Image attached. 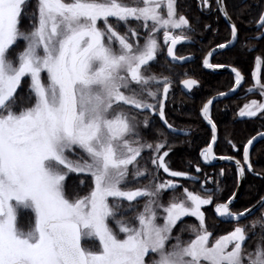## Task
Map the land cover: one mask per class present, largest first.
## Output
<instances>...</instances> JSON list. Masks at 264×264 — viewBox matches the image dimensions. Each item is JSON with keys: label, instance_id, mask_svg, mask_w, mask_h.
<instances>
[{"label": "snow or ice", "instance_id": "snow-or-ice-1", "mask_svg": "<svg viewBox=\"0 0 264 264\" xmlns=\"http://www.w3.org/2000/svg\"><path fill=\"white\" fill-rule=\"evenodd\" d=\"M199 7L222 14L231 39L216 48L231 47L239 28L226 0H199ZM178 9V0H0V264H264V195L231 211L236 191L215 202L213 193L223 192L219 181L206 187L212 178L205 174L200 191L189 190L176 178L199 177L173 170L166 159L172 145L156 120L169 133L183 130L166 113L171 79L151 67L161 33L167 55L186 59L174 49L190 40L184 32L192 23ZM236 11L237 19L249 15L253 38L264 40V0H241ZM24 19L28 25L21 27ZM261 63L256 56L255 86L247 92L258 90L262 99L244 104L240 117H264ZM203 64L225 66L207 57ZM231 71L240 86L244 76ZM181 83L191 89L198 81ZM212 105L208 99L201 109L211 129V142L200 151L205 162L216 158ZM257 137L264 132L239 148L229 141L242 160L219 157L234 162L237 181L246 173L264 178L250 161ZM70 174L82 177L83 195L69 193ZM210 204L233 223L230 231L210 230L202 210ZM253 209L259 219L242 222ZM186 216L198 224L185 225Z\"/></svg>", "mask_w": 264, "mask_h": 264}, {"label": "trees", "instance_id": "trees-1", "mask_svg": "<svg viewBox=\"0 0 264 264\" xmlns=\"http://www.w3.org/2000/svg\"><path fill=\"white\" fill-rule=\"evenodd\" d=\"M34 2V0H33ZM229 5V13L233 16V20L238 24V42L230 50L217 54L212 63H219L226 66L236 67L245 77V88L252 86L255 82L253 73L256 71L255 57L261 56L262 63L259 69L261 82L264 83V40L254 39L257 36V30L254 25L248 23L250 17L248 14L240 16L237 19V9L241 5V0H226ZM179 11L185 14L192 23V30L185 31L184 34L190 37V40L181 41L177 48V55L191 56L193 61L185 65H173L168 62L166 52L163 51L158 55L155 62L152 63L151 72L164 75L162 70L171 69L172 109H167L166 113L169 122L174 128L182 129V135H175L167 132L156 120V127L164 130L166 138L172 145V151L169 153L170 166L173 170L189 171L191 174L197 175L200 179L199 183L182 182L183 185L189 186L194 191H200V183L204 180L205 174L212 179L205 184L206 187L215 189L216 182L219 181L223 189L222 194L217 196L213 193L215 202H225L226 198L236 189L237 176L234 167L229 165L207 166L200 158V151L207 146L211 140L210 130L205 126L200 118L199 112L202 105L212 96L226 92L234 85V79L229 74H212L203 71L202 60L206 53L217 44L225 43L230 40V29L222 20L220 14L213 12L206 13L199 7V0H178ZM258 9L253 4L252 14L255 15ZM219 16V18H217ZM210 25L205 28V25ZM28 20L22 21L21 27H26ZM135 26V23L132 24ZM213 29L215 31H213ZM123 31V29H121ZM193 78L198 81L197 87L190 93L184 94L180 89V83L184 79ZM24 88V87H23ZM18 90L21 96L26 95L27 87L23 91ZM241 92L226 101L218 102L214 105L211 115L217 125L219 131V141L216 146L215 153L218 156H235L241 158L242 154L233 149L229 144H236L237 148L242 143H246L249 138L255 136L258 132H264V117L259 114L256 117L239 118L238 112L242 108L245 100L259 98V94H246ZM149 138H151L149 134ZM250 161L256 172H261L264 176V141L259 142L251 152ZM199 166L201 172H196V166ZM223 169V175L220 170ZM79 178L70 175L67 177V187L70 194L83 195L87 188L79 186ZM146 183V181L142 182ZM204 194V193H201ZM264 195V178L254 176L248 173L243 194L240 200L233 207V211H243L245 207H250L258 198ZM206 216V223L215 235L225 234L230 231L233 224H225L220 222L214 212V204H210L203 208ZM131 214V213H130ZM129 214V215H130ZM261 212L255 216L243 221L248 224L253 220H258ZM185 225L197 224L193 218L184 219ZM259 228V223L256 225ZM189 233H183V238L187 239Z\"/></svg>", "mask_w": 264, "mask_h": 264}, {"label": "water", "instance_id": "water-1", "mask_svg": "<svg viewBox=\"0 0 264 264\" xmlns=\"http://www.w3.org/2000/svg\"><path fill=\"white\" fill-rule=\"evenodd\" d=\"M220 16H221L222 20L225 22V24L228 26V24H227L225 18L222 16V14H220ZM228 28H229V26H228ZM237 42H238V40L232 42V46H231V47H226L225 49H218V48L214 47V48H212L211 50H209V51L206 53V55L204 56L203 60H202V64H201V66H202L203 71L208 72V73H212V74H229V75H232V76L234 77V74H233L232 71H231L232 66H224V67H222V68H217V69H208L206 66H204L203 61H204V59L207 57V58L210 60V62H212L213 58H214L217 54H220V53H223V52H225V51H227V50L232 49V48L237 44ZM178 45H179V43L176 45V47H175V49H174L175 54H176V49H177ZM209 52H212V56H210V57L208 56V53H209ZM176 56H177V55H176ZM177 57H178V56H177ZM184 57L186 58L184 61H173L172 58L169 57V56L167 55L168 61H169L171 64H173V65H185V64L190 63L191 61H193V58H192L191 56H184ZM245 81H246V80H245V77H244V80L241 82V85H240V86H234V85H233V87H231V88H230L229 90H227L226 92H222V93H224L223 96H221L220 93H219V94H216V95L212 96L211 98H209V99H212V100H213V105L211 106V110H212V108L214 107V105H215L216 103H218V102H223V101H226V100H229V99L235 97V96L240 92L241 88L245 85ZM197 85H198V83H197L195 86H193V88H191V89H187V88H185L184 85L181 83V84H180V88H181V90L183 91V93H185V94H189V93H191V92L197 87ZM206 102H207V101H206ZM206 102H205V103H206ZM203 105H204V104H203ZM202 107H203V106H202ZM201 109H202V108H201ZM201 109H200V112H199L200 118H201V120L203 121V123L205 124V126L210 130V133H211L210 126L207 124V121L203 120V118H202ZM167 131H168V130H167ZM168 132H169V131H168ZM182 134H183V132L175 133V135H182ZM216 134H217V141L213 144V151H214V153H215V149H216V146H217V143H218V140H219V131H218V129H217V133H216ZM256 135H257V134H256ZM256 135H255V136H256ZM262 141H264V139H261V138L257 137V140H255V141L253 142V145L250 146V154H251L253 148H254L259 142H262ZM210 142H211V141H210ZM215 156H216L215 159H212V160L207 161V162L203 161V158H202V157H201V159H202V161H203L206 165H210V166L230 165V166H233V167L235 168V166H234V162H231V161H228V160L220 159V158H219L220 156H217L216 154H215ZM236 159H238V158H236ZM242 163H243V161H242ZM246 174H247V173H246ZM192 175H193V174H192ZM165 177H167V174H165ZM167 178H168V177H167ZM176 179H177L178 181H186V182H193V183H198V182H199V180H197V181H191V180H187L186 178H176ZM237 183H238V187L236 186V189H235V191H236V193H237V197H236L234 203H232V204L230 205V210H231V211H232V208L235 206V204L240 200V198H241V196H242V194H243V191H244V188H245V183H246V176H245L244 178H241L239 181H237ZM254 204H255V203H254ZM254 204H253V205H254ZM250 207H251V206H250ZM258 211H259V210H257V209H253V215H249V214L245 213V216L247 217V219H249V218L253 217ZM215 215H216L217 219H218L220 222L225 223V224H233V223H230V222H229V219H228L227 217H224V218L219 217V215L216 214V213H215Z\"/></svg>", "mask_w": 264, "mask_h": 264}, {"label": "rangeland", "instance_id": "rangeland-1", "mask_svg": "<svg viewBox=\"0 0 264 264\" xmlns=\"http://www.w3.org/2000/svg\"><path fill=\"white\" fill-rule=\"evenodd\" d=\"M133 27H135V28H137V30H141L140 29V26L138 25V24H135V26H133ZM176 34H180V31L179 30H177V32H176ZM159 40H160V45H161V50L159 51V53H158V55H160L163 51H166V46L164 45V43H163V38H162V33L160 34V36H159ZM22 46V45H21ZM158 57V56H157ZM26 84H27V78H25V82H24V85L25 86H23L24 88H26ZM254 86H255V82H254V84L252 85V86H249V87H247V88H245V89H243V92H245L247 95L248 94H252V93H254V94H259V92H258V90H255L254 92H251V93H249V92H247V89L248 88H254ZM22 87V88H23ZM22 88H18V90L19 89H22ZM23 88V91H25L26 89H24ZM241 92V91H240ZM260 96V95H259ZM261 97V96H260ZM253 99H257V100H260L259 98H253ZM253 99H248V100H245V103L244 104H246V103H248V102H250L251 100H253ZM261 99H262V97H261ZM240 117V116H239ZM81 155H83V153H81ZM70 175H72L73 177H77L78 176V174H70ZM69 175V176H70ZM68 176V177H69ZM164 178H166V177H164ZM178 181V180H177ZM179 182V185H182L183 187H188L189 188V190H192L189 186H187L186 184L185 185H183V183L181 182V181H178ZM66 183H67V179H66ZM147 183V182H146ZM177 192H182V187H178V189H177ZM206 206H208V205H206ZM205 207V206H204ZM203 207V208H204ZM203 210V209H202ZM129 216H131V214L129 215ZM187 218H193L194 220H195V222H197V224H198V221H197V219L195 218V217H191V216H186V217H183L182 218V220H184V219H187ZM27 219H28V214H24V217H23V220L26 222L27 221ZM259 219V218H258ZM249 225H251V223H249ZM257 228V227H256ZM257 230H259V228L257 229ZM86 245H88L89 243H91V242H89V241H85L84 242Z\"/></svg>", "mask_w": 264, "mask_h": 264}, {"label": "flooded vegetation", "instance_id": "flooded-vegetation-1", "mask_svg": "<svg viewBox=\"0 0 264 264\" xmlns=\"http://www.w3.org/2000/svg\"><path fill=\"white\" fill-rule=\"evenodd\" d=\"M163 71V73L165 74V76H168L170 79H171V69L169 70L168 68H166L165 70H162ZM155 74H157V73H155ZM157 75H159V74H157ZM161 75H162V73H161ZM162 76H164V75H162ZM171 94H172V86H171V88H170V91H169V96H168V99H167V101H166V110L167 109H172V103H171ZM239 116V115H238ZM239 118H245V117H239ZM158 120V119H157ZM160 122V121H159ZM160 125H161V127L163 128V125H162V123L160 122ZM163 129H165L166 131H167V129L166 128H163ZM168 132V131H167ZM172 134V133H171ZM239 159V158H238ZM241 160H242V157L240 158Z\"/></svg>", "mask_w": 264, "mask_h": 264}]
</instances>
